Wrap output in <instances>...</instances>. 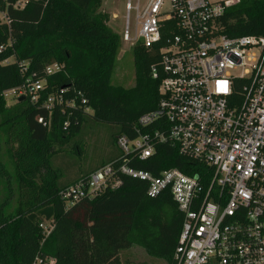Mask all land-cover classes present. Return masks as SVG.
Listing matches in <instances>:
<instances>
[{"label":"trees","instance_id":"trees-1","mask_svg":"<svg viewBox=\"0 0 264 264\" xmlns=\"http://www.w3.org/2000/svg\"><path fill=\"white\" fill-rule=\"evenodd\" d=\"M17 1L0 0L11 19L10 25L0 24V185H6L0 204V264H33L40 254L56 257L59 264H123L120 250L133 245L176 264L183 216L170 192L151 198L146 180L119 174L122 182L116 188L67 208L61 191L118 158L119 149L102 165L78 170L73 179L63 180V167L52 163L58 145L73 139L80 150L79 134L90 121L116 125L115 143L119 135L137 136L140 117L160 100L159 81L151 75L160 60L159 47L136 44L135 85H115L121 36L110 27L103 0H23L24 8L14 7ZM223 25L231 36L264 35V0H240L228 9ZM53 63L63 64V71L48 77L39 104L22 100L8 105L5 90L22 85L28 76L44 78ZM53 87L74 103L57 105L50 115L42 104ZM40 116L51 121L49 127L38 121ZM127 163L155 176L171 168L190 175L206 170L170 143L158 144L145 160ZM44 220L55 223L48 237L40 227Z\"/></svg>","mask_w":264,"mask_h":264},{"label":"built area","instance_id":"built-area-1","mask_svg":"<svg viewBox=\"0 0 264 264\" xmlns=\"http://www.w3.org/2000/svg\"><path fill=\"white\" fill-rule=\"evenodd\" d=\"M239 1H126L122 40L132 47H159L151 75L159 81L160 100L140 117L136 137H117L118 158L61 191L68 208L116 188L119 174H125L146 180L151 198L170 192L183 216L176 264H264V35L224 31L223 18ZM24 6L23 0L14 5ZM0 24H11L6 10L0 9ZM63 68L50 64L44 78L28 76L4 97L18 102L24 96L37 105L48 77ZM64 103L74 102L53 87L42 106L52 115ZM38 121L51 124L43 116ZM165 143L205 172L190 175L171 168L155 176L127 163L151 157ZM40 227L48 237L55 223L44 220ZM33 264L59 262L40 254Z\"/></svg>","mask_w":264,"mask_h":264},{"label":"rangeland","instance_id":"rangeland-1","mask_svg":"<svg viewBox=\"0 0 264 264\" xmlns=\"http://www.w3.org/2000/svg\"><path fill=\"white\" fill-rule=\"evenodd\" d=\"M126 1L127 0H103L102 10L109 13L110 27L121 36V47L115 62L112 83L129 88L135 85L136 79L133 47L122 40L126 15ZM146 1L147 0H132L133 4L139 3L141 5ZM132 28L134 29L132 30L134 33L135 13H133L132 17ZM7 103L9 106H12L15 104V101L9 98L7 99ZM117 129L118 127L116 125L103 122L92 123L90 121L86 125L85 131L79 134L80 139L77 142L78 144L80 143V145H76L80 148L79 151L75 148V140L72 144L73 139L69 141L70 143L68 145H64L63 147L58 145L55 147V150L58 149L59 152L55 156L56 160L53 159V167L57 169L63 167L61 169L63 172L60 173V175L62 174V179L65 180L66 178H75L78 175V170H91L101 163L103 164L104 161L118 152V147L113 137ZM5 196L6 185L1 184L0 204L5 200ZM145 252L139 247H134L132 255L140 260L147 258L145 264H150V262H152V264H169L166 260L151 258Z\"/></svg>","mask_w":264,"mask_h":264},{"label":"crops","instance_id":"crops-1","mask_svg":"<svg viewBox=\"0 0 264 264\" xmlns=\"http://www.w3.org/2000/svg\"><path fill=\"white\" fill-rule=\"evenodd\" d=\"M19 101H22V100L19 99ZM134 247H139L140 249H143L140 246L133 245L132 247H130L128 249H124L122 251L120 250L119 256H120V260L122 261L123 264H141V263L145 264V262H147V258H144L145 260L144 259L140 260V259H137L135 256L132 255V250L134 249ZM143 251L145 252L144 249H143ZM145 253L151 258L159 259V258L150 256L147 252H145ZM150 264H152V262H150Z\"/></svg>","mask_w":264,"mask_h":264},{"label":"water","instance_id":"water-1","mask_svg":"<svg viewBox=\"0 0 264 264\" xmlns=\"http://www.w3.org/2000/svg\"><path fill=\"white\" fill-rule=\"evenodd\" d=\"M25 98H24V96H22L21 98H20V100H24Z\"/></svg>","mask_w":264,"mask_h":264}]
</instances>
